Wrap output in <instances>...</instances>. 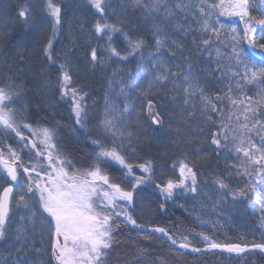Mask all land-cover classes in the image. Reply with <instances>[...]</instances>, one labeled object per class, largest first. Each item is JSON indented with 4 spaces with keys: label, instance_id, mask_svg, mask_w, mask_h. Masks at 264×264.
Segmentation results:
<instances>
[{
    "label": "snow or ice",
    "instance_id": "obj_1",
    "mask_svg": "<svg viewBox=\"0 0 264 264\" xmlns=\"http://www.w3.org/2000/svg\"><path fill=\"white\" fill-rule=\"evenodd\" d=\"M88 4L100 14L94 33L98 39H107L105 50L109 60L121 62L139 57L136 78L129 74L130 80L125 82L116 71L109 77L104 114L97 125L100 135L92 137L88 129V93L72 86L71 61L64 54L56 80L60 99L71 101L76 125L97 149L84 165L77 166L62 150L53 129L33 127L22 119L23 109L17 105L23 97V86L11 76L0 77V133L5 137L15 134L21 145L19 150L10 144L6 150L0 147V180L11 181L0 193V245L5 246L6 252L0 253V264H46L47 256H50L47 264H109L119 243L116 233L122 227L142 239L166 238L170 256H152L147 248L136 245L134 255L120 259L118 264H168L173 257L202 255L215 249L242 259L248 257L241 254H264V242L220 243L199 233L205 243L201 248L182 232L174 234L165 227L139 223L132 213L136 191L152 182L154 165L151 160L137 163L135 167L143 175H136L123 149L127 143L128 151H136L132 142L134 133L128 129L125 118L132 107L139 103L138 124L154 125L158 130L165 125V111L178 105L179 112L172 114L180 116L181 123L191 128L188 139L197 138L209 144L210 151L227 163L226 175L216 173L211 182L220 198L215 203L230 198L233 204L247 201L255 207L250 196L254 194L260 208L258 226L264 230V39L254 38L256 25L264 24V14L257 20L251 13L249 0H124L122 11L131 9L134 15L139 13L150 23L153 39L148 41L143 36L134 37L127 30L125 19L108 22L107 10L111 5L106 0H88ZM44 11L52 19V36L43 48V56L56 66L55 41L63 27L62 6L54 0H45ZM17 16L28 24L31 6L20 8ZM218 17H239L242 34ZM116 36L122 37L123 50L114 46ZM190 36L198 56L207 54L199 70L188 47ZM153 43L155 50L145 56L144 49ZM214 47L216 67L212 69L208 60L213 58ZM165 52L171 60L166 59ZM88 56L93 67L103 59L95 47ZM210 80L217 86L226 82L227 86L210 91ZM133 87L138 93L135 97L130 91ZM117 97H123V112ZM181 132L177 126V140L181 139ZM109 137L111 147L105 143ZM229 157L233 158L231 162ZM113 166H119L121 180L106 170ZM177 166L179 178L157 183L156 188L165 201L181 193H191L195 199L202 191L197 171L187 159L173 164L174 168ZM233 178L237 182L235 188L230 184ZM128 182L130 190L123 187ZM21 184L18 197H13L14 186ZM13 203L16 209L23 210L15 224ZM37 236L42 247L35 243Z\"/></svg>",
    "mask_w": 264,
    "mask_h": 264
},
{
    "label": "trees",
    "instance_id": "obj_2",
    "mask_svg": "<svg viewBox=\"0 0 264 264\" xmlns=\"http://www.w3.org/2000/svg\"><path fill=\"white\" fill-rule=\"evenodd\" d=\"M62 6L63 27L55 41V54L57 65L52 66L43 56V48L52 36V19L44 11L45 0H0V77L11 76L17 83L23 86V97L17 107L23 109L22 119L31 123L33 127H48L56 132L57 142L62 150L73 160L77 166L84 165L87 158L97 150L90 143L89 136L79 129L75 123L71 111V103L60 99L59 86L56 83L58 77V64L63 62L64 54L67 53L71 61L73 75L72 86L79 87L88 93L86 102L88 106V129L92 137L100 135L97 125L104 114V97L108 89V79L114 71L123 77L125 82L136 78L137 63L139 57L130 58L128 61L116 62L115 58L109 60L105 45L106 39H98L94 33L95 23L101 19L88 4V0H54ZM218 2V0H216ZM111 5L107 10V20L110 23H117L121 19L127 21L126 28L133 36H143L151 41L150 23L143 20L139 13L135 15L131 9L122 11L124 0H106ZM25 5L31 6L34 10L28 24L23 23L17 16V12ZM249 7L252 15L259 20L264 14V0H249ZM218 17L220 22L236 27L242 34L243 24L239 17ZM215 19V18H214ZM257 33L254 38L258 41L264 39V24H257ZM218 27V25H217ZM229 28V30H230ZM191 36L188 38V47L192 51L193 63L197 70L204 66V56H198L195 47L191 43ZM75 45V46H74ZM114 46L123 50L125 48L122 37L116 36ZM97 48L102 62L96 66L89 63L88 54L91 48ZM243 47L247 49V44ZM154 43L144 49L145 56L154 51ZM224 51H230L225 49ZM213 58L208 60L211 68L216 67L215 47L212 50ZM166 59L172 58L167 52L163 53ZM23 58V59H22ZM175 70V65H171ZM140 79H143L141 77ZM2 82V81H0ZM203 82V81H202ZM210 91H218L219 88H226V82L216 85L215 81H209ZM146 83L144 87H146ZM131 95L137 96L135 88H131ZM117 103L123 112V97H117ZM139 103L131 108L126 114L128 129L134 133L132 142L135 145V152L128 151L125 143L123 149L134 165L136 175H143L137 163L151 160L154 165V173L150 184L142 185L136 191V201L132 208L134 218L146 227L161 226L169 229L172 233L179 232L188 235L195 244L201 248L205 243L201 240L199 233L209 236L212 240L220 243H239L251 245L264 242V235L258 225L260 223V208L255 200V195L250 193L252 198L249 202L233 204L229 198L227 202L216 204L220 198L212 181L216 173H225L227 163L223 157L217 158L215 152H211L209 144L202 140L188 139L191 128L181 123L178 115L179 106H169L164 113L165 125L156 129V126L140 125L136 121V113ZM18 115L20 113L18 112ZM170 122V123H169ZM179 126L182 129L181 139H176L175 129ZM29 137L25 129L23 130ZM196 135H200L197 133ZM105 143L111 147V138H106ZM259 143V140H257ZM19 148L21 145L14 134L4 136L0 133V147L6 150L7 145ZM119 144V141H117ZM29 159L25 150L24 160ZM181 159L194 166L198 173L199 187L202 190L200 195L193 199L191 193L179 194L172 199L165 201L156 184H164L169 179L179 178V168L173 167L175 162ZM233 158L229 157L228 162ZM119 166L109 167L106 170L117 180L122 179V172L117 171ZM131 179V178H130ZM11 181L0 180V193ZM232 188L237 186L236 180H230ZM241 187L243 184L240 185ZM23 185L14 186L13 197H18ZM125 189H131V183H124ZM164 208H161V205ZM214 206L216 210L213 211ZM14 214L13 223L19 221L22 209H16L12 204ZM199 217V219H198ZM206 221V222H202ZM119 243L111 253L109 264H118L120 259H130L134 255V246L139 245L148 249L152 256H170L169 244L165 239L146 240L136 236L129 228L122 227L116 233ZM38 247H42L39 236L35 241ZM47 244V238L45 240ZM0 253L6 255L5 246L0 245ZM242 259L233 255H226L220 252H205L204 254L189 253L185 257H173L168 264H264V254L247 253ZM47 264L50 256L44 257Z\"/></svg>",
    "mask_w": 264,
    "mask_h": 264
},
{
    "label": "water",
    "instance_id": "obj_3",
    "mask_svg": "<svg viewBox=\"0 0 264 264\" xmlns=\"http://www.w3.org/2000/svg\"><path fill=\"white\" fill-rule=\"evenodd\" d=\"M12 196H13V193H12ZM208 251H219V252H222L221 250H219V249H215V250H208ZM223 253H226V252H223ZM232 254H234V253H232Z\"/></svg>",
    "mask_w": 264,
    "mask_h": 264
},
{
    "label": "rangeland",
    "instance_id": "obj_4",
    "mask_svg": "<svg viewBox=\"0 0 264 264\" xmlns=\"http://www.w3.org/2000/svg\"><path fill=\"white\" fill-rule=\"evenodd\" d=\"M93 11L95 12V10L93 9ZM95 13H97V12H95ZM98 15H100L99 13H97ZM106 39V38H105ZM107 40V39H106ZM70 103H71V101L70 100H68ZM26 131H27V129H25ZM28 132V131H27ZM30 134V133H29ZM15 135V134H14ZM16 137V136H15ZM17 138V137H16ZM18 139V138H17ZM179 171V170H178Z\"/></svg>",
    "mask_w": 264,
    "mask_h": 264
},
{
    "label": "bare ground",
    "instance_id": "obj_5",
    "mask_svg": "<svg viewBox=\"0 0 264 264\" xmlns=\"http://www.w3.org/2000/svg\"><path fill=\"white\" fill-rule=\"evenodd\" d=\"M34 10L32 9V11L31 12H33ZM130 227V226H129ZM165 239V241H166V238H164Z\"/></svg>",
    "mask_w": 264,
    "mask_h": 264
}]
</instances>
